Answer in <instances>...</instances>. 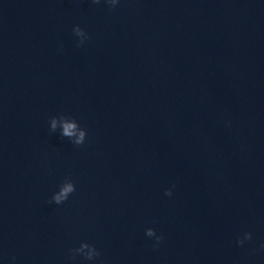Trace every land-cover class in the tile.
I'll list each match as a JSON object with an SVG mask.
<instances>
[{
	"label": "water",
	"instance_id": "obj_1",
	"mask_svg": "<svg viewBox=\"0 0 264 264\" xmlns=\"http://www.w3.org/2000/svg\"><path fill=\"white\" fill-rule=\"evenodd\" d=\"M261 245L264 0H0V264H264Z\"/></svg>",
	"mask_w": 264,
	"mask_h": 264
},
{
	"label": "clouds",
	"instance_id": "obj_2",
	"mask_svg": "<svg viewBox=\"0 0 264 264\" xmlns=\"http://www.w3.org/2000/svg\"><path fill=\"white\" fill-rule=\"evenodd\" d=\"M100 2H101V0H92V3H94V4H99ZM105 3L109 6V8L111 10V9H114L116 7V5L118 3V0H105ZM72 32H73V34L76 37L79 38L77 46H81L84 43V41L89 38L87 36V34L84 32V30H82L79 26L73 27ZM75 127H76V125L74 123H66V124H64L63 132L61 133V135L62 136H70V135H72V129H74ZM55 128H56V121L52 120V127H51L50 131H54ZM85 134L86 133L84 131H82L80 133V136H79V138L76 141V145L83 144V139H84ZM73 191H74L73 185L71 183H66L61 188V191L59 192V194L53 196L50 202L51 203L54 202L57 205H59V204H61L62 201H65L67 199L68 194L73 192ZM164 195L165 196H171L172 193H171V191L166 190ZM145 235L147 237L155 236L157 242H159L162 239V237L156 236V234H155L153 229H147L146 232H145ZM251 239H252L251 234L250 233H245L244 237H243V240H239L238 239L237 243L239 245H242L244 243V241H248V240H251ZM83 246L87 247L88 245L85 244ZM91 248L93 250V255H90V256L86 257V260H90V261L93 260L94 258L100 256V253L97 252L94 247L91 246ZM261 248L264 249V245H261ZM13 260H15V257H13Z\"/></svg>",
	"mask_w": 264,
	"mask_h": 264
}]
</instances>
